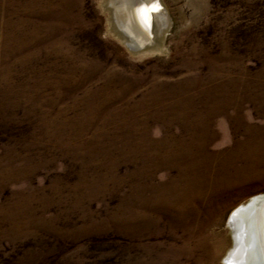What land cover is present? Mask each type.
I'll return each instance as SVG.
<instances>
[{
	"label": "rangeland",
	"instance_id": "1",
	"mask_svg": "<svg viewBox=\"0 0 264 264\" xmlns=\"http://www.w3.org/2000/svg\"><path fill=\"white\" fill-rule=\"evenodd\" d=\"M103 2L0 0V264H225L264 192V0H162L146 56Z\"/></svg>",
	"mask_w": 264,
	"mask_h": 264
},
{
	"label": "bare ground",
	"instance_id": "2",
	"mask_svg": "<svg viewBox=\"0 0 264 264\" xmlns=\"http://www.w3.org/2000/svg\"><path fill=\"white\" fill-rule=\"evenodd\" d=\"M158 1L163 10L159 5L152 7L157 0H104L102 4L110 14L111 28L134 54L146 56L164 51L169 16L162 0ZM228 226L233 246L224 257L225 264H264V197L237 206Z\"/></svg>",
	"mask_w": 264,
	"mask_h": 264
},
{
	"label": "water",
	"instance_id": "3",
	"mask_svg": "<svg viewBox=\"0 0 264 264\" xmlns=\"http://www.w3.org/2000/svg\"><path fill=\"white\" fill-rule=\"evenodd\" d=\"M158 2H159V1L157 0V4H158ZM158 5H159V10H163V6L160 4V2H159ZM142 14H143V13H142ZM145 14H146V13H145ZM145 17H146V16H145ZM148 20H149V19H148ZM146 22H147V20H146ZM262 197H264V192L252 196V197L246 202V205L249 204L251 201H253V199H255V198L260 199V198H262Z\"/></svg>",
	"mask_w": 264,
	"mask_h": 264
},
{
	"label": "snow or ice",
	"instance_id": "4",
	"mask_svg": "<svg viewBox=\"0 0 264 264\" xmlns=\"http://www.w3.org/2000/svg\"><path fill=\"white\" fill-rule=\"evenodd\" d=\"M152 7L155 9V8L158 7V4L154 3V4L152 5Z\"/></svg>",
	"mask_w": 264,
	"mask_h": 264
}]
</instances>
